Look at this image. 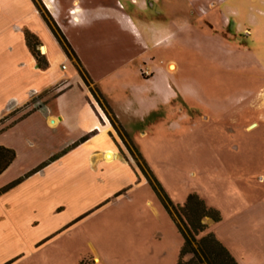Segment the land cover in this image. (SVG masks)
Returning a JSON list of instances; mask_svg holds the SVG:
<instances>
[{"label":"crops","instance_id":"0c3cea01","mask_svg":"<svg viewBox=\"0 0 264 264\" xmlns=\"http://www.w3.org/2000/svg\"><path fill=\"white\" fill-rule=\"evenodd\" d=\"M124 2L128 6L119 0H40L88 75L87 86L76 61L66 56L33 0H0V147L16 154L0 176V221L6 219L8 209L17 210L18 204L37 205V212L49 207L51 231L45 242L128 197L130 204L139 207L134 209L136 225L145 226L144 216L159 214L147 190L148 180L91 92H100L146 163L138 141L161 143L168 130L177 132L179 139L183 136L188 117L176 107L182 91L171 70L178 65L171 62L165 69L156 63L149 39L144 37L148 33L137 25L131 9L124 12L134 5L143 10L147 0ZM198 12L193 17H203L210 10ZM106 24L110 42L104 44L100 35ZM26 33L38 38V49L48 64L45 69L31 54ZM75 34L85 44L78 43ZM51 44L56 45V53L51 52ZM169 116L172 120L166 123ZM193 127L186 129L190 132ZM237 191L229 193L234 204L211 203L204 189L194 185L179 192L175 201L166 194L176 206H184L190 195H197L221 217L219 223L204 220L208 232L239 264H264V194L250 202ZM66 212H71L67 220L57 223L56 218Z\"/></svg>","mask_w":264,"mask_h":264},{"label":"rangeland","instance_id":"374dc122","mask_svg":"<svg viewBox=\"0 0 264 264\" xmlns=\"http://www.w3.org/2000/svg\"><path fill=\"white\" fill-rule=\"evenodd\" d=\"M146 5L124 12L131 9L137 25L148 33L144 37L156 63L165 69L171 62L178 65L177 70L171 66L172 78L182 91L175 104L188 118L180 139L168 130L161 143L137 140L149 163L141 158L136 165L150 169L174 201L193 185L204 189L215 204H234L229 193L235 190L245 193L247 201L260 199L264 194V0H147ZM198 9L199 14L210 12L193 17ZM106 26L100 35L104 44L110 42ZM75 39L85 44L77 34ZM50 48L57 52L56 45ZM191 126L194 129L188 132ZM128 142L136 148L131 138ZM147 190L159 214L144 216L145 226L136 225L134 209L139 207L128 197L104 206L48 242L49 207L39 212L37 205L8 209L6 219L0 221V264H178L183 238L150 184ZM69 215L58 216L57 223ZM36 222L40 224L34 226Z\"/></svg>","mask_w":264,"mask_h":264},{"label":"trees","instance_id":"16d2710c","mask_svg":"<svg viewBox=\"0 0 264 264\" xmlns=\"http://www.w3.org/2000/svg\"><path fill=\"white\" fill-rule=\"evenodd\" d=\"M33 2L66 56L69 59L76 61V68L80 76L85 84L90 86L88 82V75L82 69L80 61L76 57L72 47L54 19L50 14L46 13L47 11L40 3V0H33ZM26 43L38 66L41 69H45L48 64L46 58L41 55L38 49L41 46L38 38L30 33H26ZM91 92L100 107L108 115L112 126L119 134L121 140H123L126 144L130 153L133 156L135 153L136 156H134V158L138 163L142 156L135 147H132L133 143L130 144L128 142L130 141V138L122 126H120L110 106L98 90L92 89ZM85 140L86 138L83 141ZM15 159L16 154L13 150L0 147V176L8 170ZM139 168L148 180L162 206L178 227V230L183 238V246L179 254L178 264H239L228 249L219 241L215 234L208 232V225L204 224L205 219H211L215 223H219L221 221V217L218 212L209 208L204 201H202L195 194L188 197L184 206L174 205L163 190L160 183L155 178H152L150 169L148 170L143 165L139 166ZM21 181L22 179L12 183L8 187L4 188L3 192L18 185Z\"/></svg>","mask_w":264,"mask_h":264},{"label":"built area","instance_id":"2783aa9c","mask_svg":"<svg viewBox=\"0 0 264 264\" xmlns=\"http://www.w3.org/2000/svg\"><path fill=\"white\" fill-rule=\"evenodd\" d=\"M63 69H66V67H63Z\"/></svg>","mask_w":264,"mask_h":264}]
</instances>
